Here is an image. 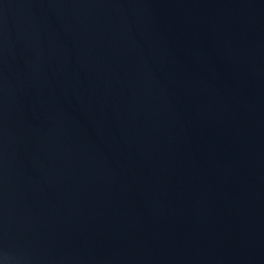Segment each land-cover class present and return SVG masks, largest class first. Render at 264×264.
I'll return each instance as SVG.
<instances>
[{"label":"water","instance_id":"water-1","mask_svg":"<svg viewBox=\"0 0 264 264\" xmlns=\"http://www.w3.org/2000/svg\"><path fill=\"white\" fill-rule=\"evenodd\" d=\"M0 264H264V0H0Z\"/></svg>","mask_w":264,"mask_h":264}]
</instances>
